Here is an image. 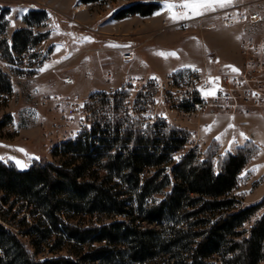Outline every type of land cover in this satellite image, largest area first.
<instances>
[{
  "label": "rangeland",
  "instance_id": "1",
  "mask_svg": "<svg viewBox=\"0 0 264 264\" xmlns=\"http://www.w3.org/2000/svg\"><path fill=\"white\" fill-rule=\"evenodd\" d=\"M135 2L157 3L160 8L149 16H128L115 25L117 20H121L116 19L115 14ZM183 2L0 0V13L5 14L4 22L7 23L0 36V69L9 76L12 85L11 94L0 93V161L27 170L35 162L63 160L53 151L56 148L61 150V142L66 139L70 128L77 129L84 122L90 127L94 121L88 122L90 118L82 121L84 117L78 116L75 121L68 122L63 119V114L71 113L74 101L120 90L124 83L117 88L107 86L113 74L115 78L111 84L120 82L122 76L137 73L150 75L141 77L164 78L174 72L220 73L234 72L228 66L238 70L245 68L246 56L240 49V41L247 32L264 33V16L262 24L237 27H226L223 18L232 7H249L260 12L257 2L245 0L243 4L226 9V5H214L215 10L204 11L202 15L194 16L189 12V18L172 20V12L166 5L175 4L174 11L183 13L187 11L179 6ZM20 30H27L31 40L23 51L18 52L15 46L22 40L18 37L15 42L14 34ZM145 46L151 50L145 51ZM127 47H134L135 59L130 62L121 60L112 66L119 57L116 55L119 52L122 55ZM158 53L166 54V58ZM68 77L74 80L73 83L67 82ZM171 120L188 133L181 152L172 157L173 161L179 162L193 149L199 161L211 159L219 167L224 159L244 148L249 153V161L240 173L231 196L238 201V208L260 204L264 200V144L261 143H264V114L232 112L208 106L198 114L188 116L180 113ZM193 131L196 133L192 134ZM167 170L170 172L171 167ZM1 197L2 193L0 220L1 217L7 220V227L18 232L25 242L30 241L20 219L26 217L27 223L33 225L39 214H34L24 202H18L9 212ZM18 211L15 218L13 214ZM263 214L264 205L255 211L243 229H250ZM65 216L75 220L74 214ZM111 221L112 218L106 219L105 216L98 220L100 225ZM156 228L163 232V226ZM53 246L52 243L44 247L36 254V259L68 256L76 250L66 238L60 250L51 252L50 247ZM97 246L94 243L92 248ZM90 248L84 247V253ZM114 252L111 264H185L188 260L187 253L175 258L162 249L146 262L133 261L124 247ZM205 262L221 264L218 256Z\"/></svg>",
  "mask_w": 264,
  "mask_h": 264
},
{
  "label": "trees",
  "instance_id": "2",
  "mask_svg": "<svg viewBox=\"0 0 264 264\" xmlns=\"http://www.w3.org/2000/svg\"><path fill=\"white\" fill-rule=\"evenodd\" d=\"M159 8L157 3L135 2L115 18L149 16ZM4 17L1 12L0 36L7 25ZM18 37L19 52L31 37L27 30L17 31L15 42ZM11 92L10 78L0 69V93ZM119 125L116 131L98 125L93 138L56 148L54 155L63 157L61 161L35 162L27 170L0 161L1 201L8 211L24 202L39 214L33 225L26 217L20 219L28 242L1 217L0 264H111L114 250L123 247L135 262L153 259L160 249L175 258L187 253L185 264H209L205 260L215 256L221 264L264 262V214L243 229L264 200L238 208L231 196L249 161L244 148L219 167L211 159L199 161L195 151L176 162L172 154L182 149L185 135L160 129L148 137L140 132L122 137ZM65 214H74L75 220ZM100 216L112 221L100 225ZM65 238L76 249L72 255L36 259L52 243L51 252L60 250ZM86 246L91 248L84 253Z\"/></svg>",
  "mask_w": 264,
  "mask_h": 264
},
{
  "label": "built area",
  "instance_id": "3",
  "mask_svg": "<svg viewBox=\"0 0 264 264\" xmlns=\"http://www.w3.org/2000/svg\"><path fill=\"white\" fill-rule=\"evenodd\" d=\"M262 23L260 12L249 7H232L223 18L226 27ZM240 49L246 56V62L245 68H240L238 72H174L164 78L133 75L115 93H99L85 100L74 101L71 113L63 114V119L70 122L82 116V121L89 118L88 122L91 119L94 121L90 127L84 122L77 129L70 128L61 145L93 138L98 125L101 128L110 125L116 131L120 124L122 137L129 132H140L142 136L148 137L160 129L167 134L178 132L187 135V131L171 118L180 113L195 115L208 106L232 112L240 110L241 113L264 114V33L247 32L240 41ZM124 51L123 60L132 61L134 47H127ZM73 81L67 78L68 83ZM213 90L216 93L214 96H205V92ZM131 144L134 146V141ZM180 152L175 151L172 157Z\"/></svg>",
  "mask_w": 264,
  "mask_h": 264
},
{
  "label": "snow or ice",
  "instance_id": "4",
  "mask_svg": "<svg viewBox=\"0 0 264 264\" xmlns=\"http://www.w3.org/2000/svg\"><path fill=\"white\" fill-rule=\"evenodd\" d=\"M231 2L232 0H184V2L181 5H179L181 8L187 9V11H184L183 13H176L174 9L177 7V5L172 4V3L167 4L166 8L168 11L172 12V15L170 18L175 21L181 18H185V19L189 18V12H191L192 15L194 16H199V15H202L204 11L215 10L214 5H219L223 7L227 4H230ZM87 39H90V38H87ZM158 54L163 55L166 58V54L164 53H158ZM171 55H175V53H171ZM228 67L232 68L233 71H236V72L239 71L233 66H228ZM41 71H43V69ZM215 94H216L215 90L210 91V92H205V96H208V95L214 96ZM20 151H23V149H21Z\"/></svg>",
  "mask_w": 264,
  "mask_h": 264
},
{
  "label": "crops",
  "instance_id": "5",
  "mask_svg": "<svg viewBox=\"0 0 264 264\" xmlns=\"http://www.w3.org/2000/svg\"><path fill=\"white\" fill-rule=\"evenodd\" d=\"M244 1H245V0H232V2H231L230 4H227V5L224 7V9L229 8V7H231V6L235 5V4H243ZM247 1H248V0H247ZM252 1L257 2V3H256V6H257L258 9L260 10L262 16H264V0H252ZM162 8H163V7H162V4H161V10H162ZM157 12H158V11H157ZM139 16H140V15H139ZM121 21H123V20H122V19H121V20H117L115 25H119L118 23H120ZM144 50H145V51H150V50H151V47H147V46H145ZM116 56H119V57H116V59L114 60L115 62H114V64L112 65V66H114V67L116 66V64H117L118 61H121V60L124 61V60H123V57H122V55H121L120 52H119V54L116 55ZM134 59H135V58H134ZM115 63H116V64H115ZM167 72H169V71H167ZM165 73H166V72H165ZM129 75H131V74H129ZM129 75H127V76L125 75L124 77L122 76V77H121L122 80H121L120 82H117V81H116V84H111V81L114 80V78H115V76H114V74H113L112 77H111V80H109L107 86H109V87H113V88H117L120 84H123V83H124V81L126 80V77H128ZM137 75H140V76H150V75H148V73H143V75L137 73ZM151 75H154V74H151ZM260 142H261V140H260ZM261 143L264 144L263 141H262Z\"/></svg>",
  "mask_w": 264,
  "mask_h": 264
}]
</instances>
